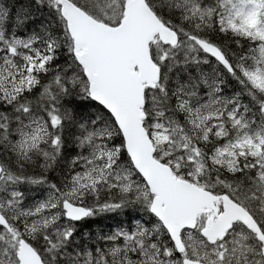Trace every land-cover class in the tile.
<instances>
[{"label": "snow or ice", "instance_id": "1", "mask_svg": "<svg viewBox=\"0 0 264 264\" xmlns=\"http://www.w3.org/2000/svg\"><path fill=\"white\" fill-rule=\"evenodd\" d=\"M0 264H264V0H0Z\"/></svg>", "mask_w": 264, "mask_h": 264}]
</instances>
